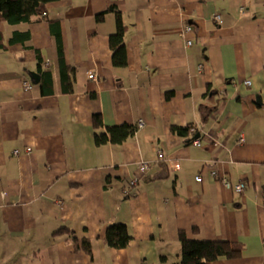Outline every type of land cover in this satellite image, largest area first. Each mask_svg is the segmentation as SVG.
<instances>
[{
    "label": "crops",
    "instance_id": "obj_1",
    "mask_svg": "<svg viewBox=\"0 0 264 264\" xmlns=\"http://www.w3.org/2000/svg\"><path fill=\"white\" fill-rule=\"evenodd\" d=\"M118 12L126 65L112 58ZM189 24L195 32L183 37ZM16 29L30 31L33 47L10 40ZM0 31V264H171L181 229L245 243L241 257L210 264H264V0H55ZM37 50L54 74L49 94ZM124 122L139 126L131 138L97 143L96 132ZM189 123L188 134L172 129ZM222 175L243 177L247 190ZM115 222L132 235L126 247L106 241Z\"/></svg>",
    "mask_w": 264,
    "mask_h": 264
},
{
    "label": "trees",
    "instance_id": "obj_2",
    "mask_svg": "<svg viewBox=\"0 0 264 264\" xmlns=\"http://www.w3.org/2000/svg\"><path fill=\"white\" fill-rule=\"evenodd\" d=\"M55 0H0V21H7L10 23H20L23 21H30L36 17H41L46 14L48 5ZM109 9H115V5H111L110 8L104 10L100 14V19L104 17L105 12ZM126 24L123 21L122 15L118 12V29L110 36V44L112 47V58L116 65H126L128 63V51L126 42ZM3 34L0 31V41ZM30 31H22L16 29L11 36L12 42H25L28 46L33 47L30 42ZM39 51V50H37ZM39 68L41 79V88L43 93L49 94L54 91L53 81L54 74L51 68L43 67V57L38 52ZM61 59L64 60V55H61ZM70 65L63 67V78L70 77L71 71ZM67 91L73 90V82L70 80L68 83ZM50 87V88H49ZM173 91H168L167 96L171 97ZM93 122L96 127L102 126L104 120L101 112H96L93 116ZM195 125L189 123L187 125L174 124L172 129L182 135L188 134L190 129H193ZM108 132H96L95 138L97 143L106 142L111 140L113 143H122L131 138L139 129L137 124L131 122H124L115 125L107 126ZM199 226L195 227V230L199 231ZM72 231L69 227L60 228L59 231ZM105 238L109 245L115 248H123L128 246L132 240V235L128 230V226L124 222H115L109 225L105 230ZM181 240V258L174 261L171 264H210L212 260L218 259L222 256L228 258H238L244 253L246 245L242 241L230 240V239H207L200 237H190L188 233L181 229L179 232ZM84 249L88 252H92V244L90 239H83ZM168 257L162 256L161 261L167 262ZM167 264V263H166Z\"/></svg>",
    "mask_w": 264,
    "mask_h": 264
},
{
    "label": "built area",
    "instance_id": "obj_3",
    "mask_svg": "<svg viewBox=\"0 0 264 264\" xmlns=\"http://www.w3.org/2000/svg\"><path fill=\"white\" fill-rule=\"evenodd\" d=\"M220 14L217 13L214 15V19L218 20L220 19ZM195 32V29H194V26L193 25H187L186 28L182 31L181 35L183 37H187L190 33H194ZM193 43V39L192 38H188V44H192ZM100 76V73L97 69H93V70H90L88 72V77L90 78H93V79H98ZM246 84H249L251 85L252 84V79H246L245 80ZM23 85L26 87V88H32L33 87V80L30 76H24L23 78ZM143 124V123H142ZM246 139H245V136H244V133H241V136H240V139L239 141L240 142H244ZM195 142H199V139H196ZM16 153L19 154L20 153V150L17 149L16 150ZM159 156L161 158H167L169 160V162L176 166V167H180V162H178L176 159L168 156L165 154V152L163 151H160L159 152ZM151 163L148 161V160H142L138 163V168L140 171H148L149 167H150ZM197 179L198 180H202L203 179V176L201 174H198L197 175ZM140 180L139 176H133L130 180V187L128 189V191L130 189H132L133 187H136V184L138 183V181ZM220 182L227 186V187H230V188H233L235 189L236 191H239V192H245L247 190V183L246 181L244 180L243 177L240 178V180L237 182V183H233L228 176H225V175H222L220 177Z\"/></svg>",
    "mask_w": 264,
    "mask_h": 264
},
{
    "label": "water",
    "instance_id": "obj_4",
    "mask_svg": "<svg viewBox=\"0 0 264 264\" xmlns=\"http://www.w3.org/2000/svg\"><path fill=\"white\" fill-rule=\"evenodd\" d=\"M32 77H33V79L36 81V82H38L39 81V75L37 74V73H35V72H33L32 73Z\"/></svg>",
    "mask_w": 264,
    "mask_h": 264
}]
</instances>
